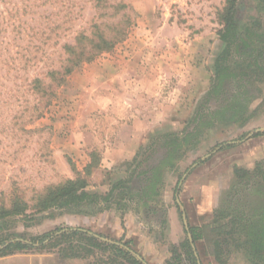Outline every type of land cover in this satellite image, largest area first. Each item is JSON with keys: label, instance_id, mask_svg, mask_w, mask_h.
<instances>
[{"label": "rangeland", "instance_id": "374dc122", "mask_svg": "<svg viewBox=\"0 0 264 264\" xmlns=\"http://www.w3.org/2000/svg\"><path fill=\"white\" fill-rule=\"evenodd\" d=\"M224 6L225 0H0V206L19 198L31 207L47 188L76 177L86 180L90 193L104 194L127 178L136 154L153 139L182 134L211 87ZM235 16L242 25L253 19L264 23V0H237ZM98 34L113 42L108 50L81 62L47 95L34 91L35 79L47 86L48 73L63 69L65 45ZM134 61L147 65L152 79L147 100L164 108L132 159L101 167L98 147L88 152L80 147L78 127L110 124L111 115L99 113L98 94L106 93L111 106L115 76H125L124 84L136 76ZM248 114L244 122L206 130L176 169L164 172L150 208L131 205L88 215H34L28 209V218H8L3 232L30 238L79 228L146 264H264V252L253 257L246 224L264 203V83ZM204 225L222 231L195 244L192 239L191 255L185 247L189 228ZM67 246L16 252L0 257V264H109L108 256L113 258L106 248L72 257Z\"/></svg>", "mask_w": 264, "mask_h": 264}, {"label": "trees", "instance_id": "16d2710c", "mask_svg": "<svg viewBox=\"0 0 264 264\" xmlns=\"http://www.w3.org/2000/svg\"><path fill=\"white\" fill-rule=\"evenodd\" d=\"M236 3L237 0H225L220 14L223 28L218 32L222 48L214 59L211 87L200 101L192 118L186 123L184 132L166 133L153 139L142 153L136 154L127 178L113 183L104 194L90 193L86 180L76 177L47 188L31 207L19 198H15L7 208L0 206V257L28 249L45 250L65 243L67 248L71 249L72 257L92 256L94 250L104 251L106 248L113 253V258L108 256L109 264L119 261L141 264L128 251L101 242L88 231L79 228H57L42 236L30 238H26L23 233L3 231L7 229L8 218L19 215L28 218V209H31L34 215L45 211H58L59 215H88L90 211L100 212L111 208L126 211L131 205L150 208L149 203L157 201L160 195L164 172L175 170L176 163L185 151L195 149L206 130L217 125L246 121L249 118V106L253 100L260 97L261 85L264 83V23L253 19L250 23L240 24L235 16ZM121 33L117 32L116 35ZM112 43L102 34H98L95 40L83 35L78 36L75 46H64L68 58L63 69L48 73L50 84L47 86L43 85L41 80L35 79L34 91L41 96L47 95L53 85H61L65 77L81 62L92 60L102 51L108 50ZM156 154L159 156L152 162ZM90 167L92 163H89L85 170L88 172ZM250 218L246 223L250 247L253 257L261 258L264 252V203L259 212H255ZM221 231V226L189 228L194 244L199 240L205 241L212 234H219ZM185 247L192 255L188 241H185ZM172 251L174 253L176 248ZM193 260L195 261V258Z\"/></svg>", "mask_w": 264, "mask_h": 264}, {"label": "crops", "instance_id": "0c3cea01", "mask_svg": "<svg viewBox=\"0 0 264 264\" xmlns=\"http://www.w3.org/2000/svg\"><path fill=\"white\" fill-rule=\"evenodd\" d=\"M135 62L133 64L139 67L136 76H129L125 84L120 80L125 79V76L123 77L121 73L115 76V82L111 85V106L107 105L104 96L106 93L98 94L99 113L111 115L110 124L104 125L102 122L101 128L94 129L82 125L78 127L77 136L83 140L80 147L87 152L88 149L98 147L101 163L104 164L101 167H111L115 163L132 159L152 129L151 125L156 122L157 116L161 113L160 109L164 108L158 101L157 104H151L147 100L145 94L149 93L152 79L147 72V65L142 62L138 66ZM123 101L125 106L122 104ZM89 118L85 119L89 121ZM74 147L79 150L77 146Z\"/></svg>", "mask_w": 264, "mask_h": 264}, {"label": "water", "instance_id": "95a60500", "mask_svg": "<svg viewBox=\"0 0 264 264\" xmlns=\"http://www.w3.org/2000/svg\"><path fill=\"white\" fill-rule=\"evenodd\" d=\"M184 224H185V228L187 229V225H186L185 222H184ZM97 238H99V237H97ZM188 238H189V242H190V244H191V247H192V249H193V251H194V247H193V245H192V237H191L190 234H188ZM99 239L102 240V241L108 242L107 240H105V239H103V238H99ZM111 244H112V242H111ZM113 244H114V245H117V246L119 245V244H117V243H113ZM125 250L129 251V250L126 249V248H125ZM131 254L135 255L136 258H137L140 262H142L143 264H146V263L141 259L140 256L134 254L133 252H131Z\"/></svg>", "mask_w": 264, "mask_h": 264}]
</instances>
